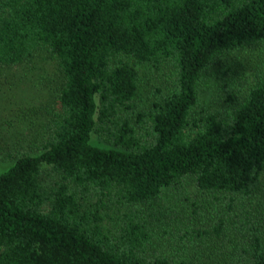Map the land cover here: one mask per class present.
Here are the masks:
<instances>
[{
  "label": "trees",
  "instance_id": "16d2710c",
  "mask_svg": "<svg viewBox=\"0 0 264 264\" xmlns=\"http://www.w3.org/2000/svg\"><path fill=\"white\" fill-rule=\"evenodd\" d=\"M263 44L264 0H0V68L46 50L62 77L0 164V264H264V74L228 121L199 110L206 73ZM140 66L171 77L144 107ZM172 191L203 227L168 255L144 209Z\"/></svg>",
  "mask_w": 264,
  "mask_h": 264
},
{
  "label": "rangeland",
  "instance_id": "374dc122",
  "mask_svg": "<svg viewBox=\"0 0 264 264\" xmlns=\"http://www.w3.org/2000/svg\"><path fill=\"white\" fill-rule=\"evenodd\" d=\"M139 69L142 76L140 103L144 107L166 94L171 77L151 67L140 66ZM263 74L264 44L238 53L234 59L206 73L200 87L204 103L199 110L218 112L228 121L235 106ZM61 82L58 63L46 50L22 65L0 68V164H10V157L31 151L44 136L53 109L57 108ZM188 184L193 189V185ZM183 194L172 191L164 195L157 206L144 209L158 252L174 254L181 245H188L190 229L203 227L194 216V203L198 202L193 200L196 193ZM169 208L173 211H168Z\"/></svg>",
  "mask_w": 264,
  "mask_h": 264
}]
</instances>
